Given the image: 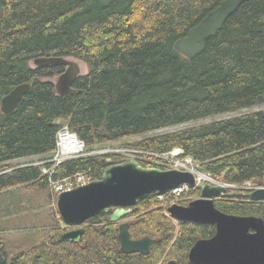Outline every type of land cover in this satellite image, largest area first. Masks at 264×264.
<instances>
[{
    "label": "trees",
    "instance_id": "1",
    "mask_svg": "<svg viewBox=\"0 0 264 264\" xmlns=\"http://www.w3.org/2000/svg\"><path fill=\"white\" fill-rule=\"evenodd\" d=\"M222 1L114 0L102 7L95 0H0V101L17 85L30 84L14 111L0 110V164L54 152L63 125L90 147L264 104V0H245L195 57L173 48ZM39 56L77 58L89 71L75 79L73 93L60 96L53 82L42 78L64 67H30L28 62ZM134 146L157 154L180 148V157H191L214 178L264 185V110ZM95 156L65 159L52 177L91 169L100 178ZM26 183L46 187L48 176L31 163L0 173V191ZM215 206L264 218V200L222 196ZM109 213L85 221L79 242L54 243L55 236L14 255L8 264H155L166 251L177 264H191L187 253L195 240L214 233L209 224L175 225L153 193L126 217L136 216L128 222L132 238L149 235L154 244L148 254L123 253L118 222H109Z\"/></svg>",
    "mask_w": 264,
    "mask_h": 264
},
{
    "label": "water",
    "instance_id": "2",
    "mask_svg": "<svg viewBox=\"0 0 264 264\" xmlns=\"http://www.w3.org/2000/svg\"><path fill=\"white\" fill-rule=\"evenodd\" d=\"M107 7L114 0H95ZM245 0H223L210 11L187 34L176 40L173 48L191 59L205 49L206 41L217 35L226 19L234 13ZM35 66L61 65L64 71L59 74L55 86L56 94L66 96L75 91L73 83L80 76L78 63L67 57L39 56L34 58ZM29 83L14 87L0 101V110L7 114L14 111L25 93ZM184 151L173 148L163 153L165 158L183 156ZM102 167L100 178L85 185L76 186L60 192L55 197L57 213L61 221L70 229L57 235L53 242H79L84 232V223L99 214L109 213V222H119L131 213L132 207L150 194L164 195L170 190L186 186L199 190V196L182 205L170 203L166 207L168 216L177 222L209 224L214 233L207 238H198L187 253L191 264H264V218L256 215L227 213L215 206V199L222 196H247L253 201L264 200V186L248 191H228L229 184L198 182L190 170L180 168H160L143 165L139 160L126 157L114 159L99 157ZM117 240L123 253L148 254L154 238L146 235L132 238L128 221L118 225ZM5 258L0 253V264ZM166 264H177L176 259H168Z\"/></svg>",
    "mask_w": 264,
    "mask_h": 264
},
{
    "label": "rangeland",
    "instance_id": "3",
    "mask_svg": "<svg viewBox=\"0 0 264 264\" xmlns=\"http://www.w3.org/2000/svg\"><path fill=\"white\" fill-rule=\"evenodd\" d=\"M67 58L74 60L78 63L81 75H84L89 71V67L86 62L73 57ZM28 65L30 67L35 66L32 60L28 62ZM58 76L59 74L50 77H44L42 79L45 81H52L53 84H55L58 79ZM260 110H264V104L254 105L252 107H246L235 111L219 113L213 116H208L175 124L168 127L159 128L143 134L132 135L121 139H114L113 141L105 142V145H107L108 147H117L119 145H124L125 147L133 149L131 145H136L142 140L158 137L164 134L176 132L187 128L197 127L217 120H224L250 112H257ZM97 146V144L90 147L88 146L89 148L87 147V155H95L93 153V150ZM49 154L50 153L27 158H19L1 163L0 173L9 172L14 167L27 165L29 163L37 165L35 163L39 164L42 159ZM95 157L99 158V156ZM162 157L164 158L163 155ZM180 164L181 165L179 166L183 165L184 167L176 168L192 171L196 176L201 177V182L213 183V181H216L220 184H229L230 186H228V191H243L257 187L252 186L250 182H245L242 185H235L227 183L221 178H214L208 173L201 171L199 169L200 163L195 162L189 156H186V161H180ZM150 165L157 166L160 168L174 167L173 164H170L167 160L158 162L153 161ZM197 191L192 193L191 188L187 187L178 196H174L169 200H167V197L162 196L159 198V200L162 202L163 207L166 210V207L169 203H186L192 199L197 198L199 196V191ZM54 194L55 193L50 188L49 184L46 187H41L38 183L20 184L18 186L0 191V248L2 250L4 248L8 259H11L14 255H17L21 252L27 251L34 245L48 243L52 238L59 235L61 232L70 229L69 227L63 224L57 213ZM133 217L136 216H125L121 221H128L130 223ZM121 221L116 223L117 233L118 225ZM173 223L176 225L175 220H173ZM84 226H86L85 223ZM171 257L173 258V256H169L168 251H166L163 255V258H161L155 264H165V261H167Z\"/></svg>",
    "mask_w": 264,
    "mask_h": 264
},
{
    "label": "built area",
    "instance_id": "4",
    "mask_svg": "<svg viewBox=\"0 0 264 264\" xmlns=\"http://www.w3.org/2000/svg\"><path fill=\"white\" fill-rule=\"evenodd\" d=\"M131 146L133 147V149L125 147L124 145H119L117 147H108L107 145L102 144L95 147L93 153L98 156H116L119 158L131 156L139 161L147 162L149 164H151L153 161L158 162L167 160L170 164H173L174 167H184L183 165H179H181L180 161H186V157L174 159L165 157L163 158L162 154L141 150L138 147H135L134 144H132ZM83 156H87V145L67 125H63L56 133L55 151L53 153H50L49 155H46V157L43 158L39 164H35L40 166L42 174L48 176V184L55 193L54 195H57L60 192L70 190L79 185H85L97 179L96 175L92 172L91 169L80 171L64 178L52 177V173L59 163H61L65 159ZM200 178L201 177L197 176L198 182H201ZM213 183L220 184L216 181H213ZM185 188L187 187H177L170 190L167 194L178 196L183 190H185ZM162 196L163 195H159L158 197L160 198Z\"/></svg>",
    "mask_w": 264,
    "mask_h": 264
},
{
    "label": "flooded vegetation",
    "instance_id": "5",
    "mask_svg": "<svg viewBox=\"0 0 264 264\" xmlns=\"http://www.w3.org/2000/svg\"><path fill=\"white\" fill-rule=\"evenodd\" d=\"M111 158H114V157H111ZM217 199V198H216ZM215 199V200H216ZM64 224V223H63ZM65 225V224H64ZM66 226V225H65ZM68 227V226H67ZM70 228V227H69ZM68 230V229H67ZM3 250H4V248H3ZM1 248H0V253H2L3 255H4V258H5V263L4 264H8L9 263V261H10V259H8V257H7V254H6V252H5V250L3 251Z\"/></svg>",
    "mask_w": 264,
    "mask_h": 264
},
{
    "label": "bare ground",
    "instance_id": "6",
    "mask_svg": "<svg viewBox=\"0 0 264 264\" xmlns=\"http://www.w3.org/2000/svg\"><path fill=\"white\" fill-rule=\"evenodd\" d=\"M104 144V143H103ZM201 175V174H200Z\"/></svg>",
    "mask_w": 264,
    "mask_h": 264
}]
</instances>
